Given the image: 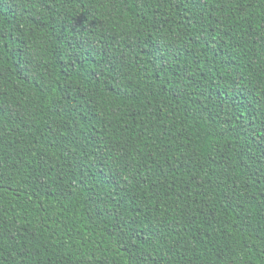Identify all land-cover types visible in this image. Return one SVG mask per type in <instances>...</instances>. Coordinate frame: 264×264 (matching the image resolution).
<instances>
[{"label": "trees", "instance_id": "1", "mask_svg": "<svg viewBox=\"0 0 264 264\" xmlns=\"http://www.w3.org/2000/svg\"><path fill=\"white\" fill-rule=\"evenodd\" d=\"M0 101V264H264V0H0Z\"/></svg>", "mask_w": 264, "mask_h": 264}, {"label": "snow or ice", "instance_id": "2", "mask_svg": "<svg viewBox=\"0 0 264 264\" xmlns=\"http://www.w3.org/2000/svg\"><path fill=\"white\" fill-rule=\"evenodd\" d=\"M91 2V0H90ZM126 2V0H94V4H100V5H111L112 7H115L116 5L120 4V3H124ZM32 7H36V4L33 3ZM87 12V9H86ZM90 15V13H89ZM97 17H93V19H96ZM87 19V17H85V20ZM83 23V21L81 22ZM27 63H25V65L21 68V71L26 73L27 70ZM119 83L116 84L115 87L119 88ZM6 111L3 102L0 101V114L4 113ZM142 264H160V261L154 259L153 257H151L150 255H145L143 260H142Z\"/></svg>", "mask_w": 264, "mask_h": 264}]
</instances>
